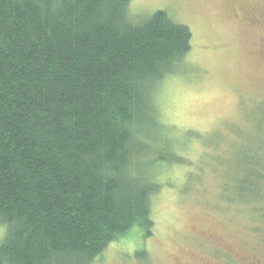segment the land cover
Returning a JSON list of instances; mask_svg holds the SVG:
<instances>
[{"label": "trees", "instance_id": "obj_1", "mask_svg": "<svg viewBox=\"0 0 264 264\" xmlns=\"http://www.w3.org/2000/svg\"><path fill=\"white\" fill-rule=\"evenodd\" d=\"M130 3L0 0V264H93L152 236L159 171L184 159L156 95L192 33ZM244 163L236 200L258 201L264 166Z\"/></svg>", "mask_w": 264, "mask_h": 264}, {"label": "rangeland", "instance_id": "obj_2", "mask_svg": "<svg viewBox=\"0 0 264 264\" xmlns=\"http://www.w3.org/2000/svg\"><path fill=\"white\" fill-rule=\"evenodd\" d=\"M129 8L165 11L192 33L181 70L156 95L184 159L159 171L152 236L134 228L93 264H264V196L237 201L233 184L246 158L264 166V0H131ZM5 235L0 225V243Z\"/></svg>", "mask_w": 264, "mask_h": 264}, {"label": "flooded vegetation", "instance_id": "obj_3", "mask_svg": "<svg viewBox=\"0 0 264 264\" xmlns=\"http://www.w3.org/2000/svg\"><path fill=\"white\" fill-rule=\"evenodd\" d=\"M256 264H260V261H257Z\"/></svg>", "mask_w": 264, "mask_h": 264}]
</instances>
